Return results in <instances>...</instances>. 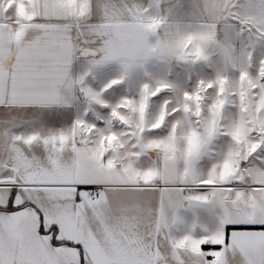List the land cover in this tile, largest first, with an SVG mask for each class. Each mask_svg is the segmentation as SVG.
Here are the masks:
<instances>
[{"label":"snow or ice","instance_id":"obj_1","mask_svg":"<svg viewBox=\"0 0 264 264\" xmlns=\"http://www.w3.org/2000/svg\"><path fill=\"white\" fill-rule=\"evenodd\" d=\"M0 264H264V0H0Z\"/></svg>","mask_w":264,"mask_h":264}]
</instances>
